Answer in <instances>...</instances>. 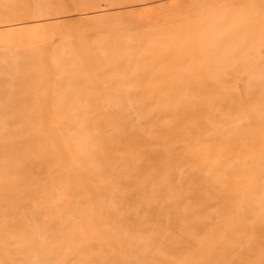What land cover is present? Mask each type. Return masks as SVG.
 <instances>
[{"label":"rangeland","instance_id":"374dc122","mask_svg":"<svg viewBox=\"0 0 264 264\" xmlns=\"http://www.w3.org/2000/svg\"><path fill=\"white\" fill-rule=\"evenodd\" d=\"M0 264H264V0H0Z\"/></svg>","mask_w":264,"mask_h":264}]
</instances>
